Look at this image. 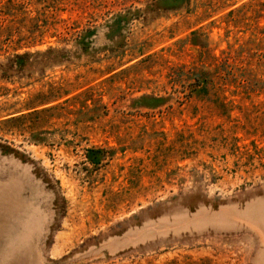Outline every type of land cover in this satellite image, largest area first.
Instances as JSON below:
<instances>
[{
	"label": "rangeland",
	"instance_id": "374dc122",
	"mask_svg": "<svg viewBox=\"0 0 264 264\" xmlns=\"http://www.w3.org/2000/svg\"><path fill=\"white\" fill-rule=\"evenodd\" d=\"M0 264H264V0H0Z\"/></svg>",
	"mask_w": 264,
	"mask_h": 264
}]
</instances>
